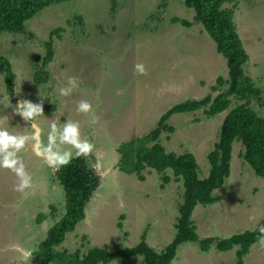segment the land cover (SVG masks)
<instances>
[{
  "label": "rangeland",
  "instance_id": "obj_1",
  "mask_svg": "<svg viewBox=\"0 0 264 264\" xmlns=\"http://www.w3.org/2000/svg\"><path fill=\"white\" fill-rule=\"evenodd\" d=\"M234 11V22L249 55L245 74L262 91L261 100L252 99L250 106L264 118V0H239ZM194 17L183 0H75L45 9L27 22L22 34L0 37V57L10 60L16 76L12 96L0 65V127L14 134H30V123L16 115L13 106L21 99L40 103L41 97L44 114L38 123L45 143L52 120L62 124L73 117L80 122L83 137L96 145L92 154L81 157L99 176V186L86 207L85 220L67 235L56 249L59 252L80 251L83 257L93 248L120 251L135 248L143 236L151 248L162 252L173 241L182 183L175 182L171 171L172 182L165 189L160 188L157 172H145V182L122 173L118 149L150 134L175 105L215 97L228 88L212 89L218 78H228V67ZM175 19L193 26L174 23ZM57 29H62L60 37L54 34ZM49 41L54 42L55 55L44 69L48 81L37 84L34 74L42 65ZM137 63L144 64L145 75L135 72ZM69 77H76L79 87L71 96L60 97L59 89L67 86ZM80 100L90 102L94 112L78 114L75 109ZM238 103L242 102L232 99L231 108ZM231 108L212 118L203 110L175 114L166 122L174 132H163L161 142L168 152L193 154L202 176L207 177L208 154ZM243 149L242 143L234 144L231 175L216 192L220 201L198 206L194 212L192 220L201 240L228 239L263 226L264 179L240 157ZM20 156L33 184L24 192L14 191L17 178L0 169V264H41L36 254L48 231L66 214V193L56 172L30 147ZM213 246L202 252L197 244L183 245L172 264L237 263L238 248L218 252ZM243 261L264 264V246L255 244ZM111 264L145 263L142 257H132Z\"/></svg>",
  "mask_w": 264,
  "mask_h": 264
},
{
  "label": "trees",
  "instance_id": "obj_2",
  "mask_svg": "<svg viewBox=\"0 0 264 264\" xmlns=\"http://www.w3.org/2000/svg\"><path fill=\"white\" fill-rule=\"evenodd\" d=\"M75 0H0V37L5 34H22L27 29V22L35 18L45 9L55 5H63ZM184 5L195 13V23L201 24L204 31L215 42L217 53L226 60L228 78L217 79L219 86H228L224 91L213 97L209 95L202 100H187L164 115L158 127L143 138H135L123 144L119 168L126 175H134L139 181H146L145 172H157L161 177L160 188L165 189L174 180L182 183L181 202L178 207L176 234L173 241L162 251L156 252L149 246L144 236L135 248H125L120 251L105 249H90L83 257L80 251L68 254L67 251L56 250L67 238L75 232L77 226L85 218L87 205L95 193L99 181L92 170H89L83 158L72 160L62 167L59 180L66 193V214L47 233L46 239L40 244L37 256L41 264H111L117 259L142 257L145 264H172L179 248L186 244H197L202 252L210 251L215 244L218 252H231L236 248L237 263L245 264L243 259L250 253L252 247L258 243L260 235L258 229L233 235L228 239L207 238L201 240L197 228L193 223V215L198 206L209 207L216 205L220 197L218 190L226 186L231 175V160L234 144L242 143L243 153L240 157L252 168L254 174L264 179V118L251 108V100H261L262 91L255 82L245 74V65L249 60L243 42L234 22V8L239 0H183ZM174 23H181L190 28L193 23L175 19ZM62 29L54 34L60 37ZM46 56L35 74V82L43 84L48 81V73L44 70L55 55L54 42L45 43ZM0 65L6 75L9 94L13 95L16 87V76L9 59L0 57ZM232 99L238 100L231 108ZM229 113L221 126L219 139L214 149L208 154L210 172L203 177L202 170L196 158L191 153L176 155L168 152L161 142L163 132H174L172 126L166 122L175 114H189L203 110L207 118L215 117L227 110ZM52 109H55L54 106ZM44 220L43 216H40ZM40 221V220H39ZM264 226V222H263ZM146 238V237H145Z\"/></svg>",
  "mask_w": 264,
  "mask_h": 264
},
{
  "label": "clouds",
  "instance_id": "obj_3",
  "mask_svg": "<svg viewBox=\"0 0 264 264\" xmlns=\"http://www.w3.org/2000/svg\"><path fill=\"white\" fill-rule=\"evenodd\" d=\"M135 72L145 75L147 70L142 63L135 65ZM79 87L76 77H69L67 86L59 89L60 97H69L73 91ZM13 112L21 116L25 123H29L30 134H14L7 128L0 127V169H6L17 178L14 191L24 192L31 189L33 184L32 175L26 168L20 153L26 146L38 157L43 164L53 172H58L62 167L68 166L74 158L81 156L88 157L96 148L91 139L83 137L80 122L76 120H66L62 124L57 120H52L48 125L47 142L42 140V131L38 118L43 116V99L40 103H33L28 99H21L13 106ZM78 114H91L94 112L93 105L87 100H80L76 104ZM95 119L91 123L95 124ZM67 145V148L62 146ZM260 235L258 242L264 246V226L258 229ZM26 256H31V252H26Z\"/></svg>",
  "mask_w": 264,
  "mask_h": 264
},
{
  "label": "flooded vegetation",
  "instance_id": "obj_4",
  "mask_svg": "<svg viewBox=\"0 0 264 264\" xmlns=\"http://www.w3.org/2000/svg\"><path fill=\"white\" fill-rule=\"evenodd\" d=\"M15 91V90H14ZM12 95V94H11ZM15 95V93L12 95V96H14ZM13 101H16V100H14L13 99ZM76 110V109H75ZM68 118H70V117H68ZM68 120V119H67ZM69 120H74L73 119V117H71ZM30 123V122H29ZM120 149V148H119ZM119 149H118V153H119ZM120 154V153H119ZM79 158H83V157H79ZM121 158V157H120ZM75 159H78V158H74L73 160H75ZM84 160H85V158H83ZM86 161V160H85ZM119 162H120V160H119ZM87 165V164H86ZM87 168H88V166H87ZM62 169V168H61ZM61 169H60V171H58V172H56L55 174H56V177H57V179H58V181L59 182H61L60 180H59V174H60V172H61ZM89 169V168H88ZM89 170H91V169H89ZM93 172H94V174L96 175V173H95V171L94 170H92ZM97 177H98V181H99V183H100V179H99V176L98 175H96ZM98 186H99V184H98ZM98 188V187H97ZM91 200H92V198H91ZM91 200H90V202H91ZM86 215V214H85Z\"/></svg>",
  "mask_w": 264,
  "mask_h": 264
}]
</instances>
